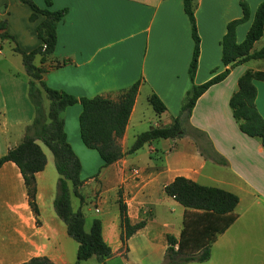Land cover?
Returning <instances> with one entry per match:
<instances>
[{
  "label": "crops",
  "instance_id": "1",
  "mask_svg": "<svg viewBox=\"0 0 264 264\" xmlns=\"http://www.w3.org/2000/svg\"><path fill=\"white\" fill-rule=\"evenodd\" d=\"M33 1L39 8L46 7L45 0ZM51 1V9L66 8L67 13L57 25L54 52L44 59L37 55L33 61L36 66L47 68L42 74L46 85L77 97L116 98L121 89L140 79L119 139L124 152L141 132L170 126L192 85L188 66L194 42L182 0ZM245 1L250 16L236 26L237 43L245 39L263 0ZM31 13L25 2L0 0V20H5V32L24 51L42 44L37 26L44 16L37 13L30 20ZM194 14L200 37L194 83L202 84L229 68L221 60L220 40L227 23L240 18L242 9L239 0H197ZM263 45L264 30L250 51ZM13 47V41L0 37V157L21 142L35 115L28 94L30 78L21 55ZM246 70L264 71V58H251L231 67L223 80L196 100L188 120V125L205 132L225 164L202 154L194 138L186 133L151 140L102 166L98 152L82 142V106H68L62 118L66 138L81 161L79 193L83 197L80 200L71 192V208L83 212L85 231H89L94 219L100 220L102 238L112 255L104 261L92 256L76 262L78 243L68 235L65 222L54 209L59 174L50 150L37 141L46 156L44 168L35 173L37 216L29 205L28 190L18 166L11 160L0 165V264H22L36 256H46L54 264H116L115 258H119L118 264H160L168 246L166 235L179 238L186 212L195 211L186 209L165 192V185L176 176L220 187L239 198L234 209L236 219L211 243L207 262L199 264H211L212 250L217 245L228 251L236 249V257L255 256L256 264H262L264 149L260 140L252 141L253 137L238 129L229 106L238 79ZM253 83L255 106L264 119V82ZM153 92L165 104L162 113L155 112L149 102ZM42 106L47 113L49 100L44 93ZM118 191L130 222L145 220V225L129 237L125 246L120 237Z\"/></svg>",
  "mask_w": 264,
  "mask_h": 264
},
{
  "label": "trees",
  "instance_id": "2",
  "mask_svg": "<svg viewBox=\"0 0 264 264\" xmlns=\"http://www.w3.org/2000/svg\"><path fill=\"white\" fill-rule=\"evenodd\" d=\"M20 1L27 3L32 9L30 20H34L37 13L44 16L37 26V35L42 44L31 51L22 50L14 37L5 32V20H0V30H3L0 37L13 41L14 51L22 57L23 66L30 78L28 94L34 105L35 115L32 123L26 127L21 142L8 149L0 157V165L4 161L11 160L18 166L28 190L29 205L37 216L35 173L42 170L46 163V156L37 142L41 141L50 150L59 174L54 209L65 222L68 235L78 243L76 262L92 256H95L99 261H104L112 255V251L102 238L100 220L94 219L89 231H85L83 212L80 209L73 211L71 208V192L77 195L80 200L83 199L79 193V187L82 185L80 179L82 166L79 157L66 138L62 112L68 106L76 103L82 106L79 115L80 136L85 146L98 152L103 161L102 166L112 164L125 153H131L151 140L181 137L186 133L194 138L202 154L217 163L225 164L226 160L214 150L205 132L188 125V120L196 100L210 86L223 80L231 67L251 58H264V45L257 51H250L254 41L262 35L264 30V0L260 2L255 11L245 39L241 43H237L236 26L248 20L250 16L248 3L245 0H239L242 16L227 23L226 32L220 40L221 60L224 65H229V68L202 84L194 83L200 53V37L194 14L197 0H182L194 42L188 66V76L192 82L191 88L187 91L180 112L172 124L167 127H152L141 132L127 152L122 151L119 139L125 131L141 80L121 89L116 98L107 95L77 97L63 90L47 86L42 80V74L47 68L36 66L33 61L37 55L44 59L54 52L57 41L56 28L66 15L67 9H51V0H45L46 7L44 8H39L33 0ZM253 80L264 82V71L246 70L238 79L237 89L229 99V106L239 130L249 137L259 138L264 149V119L255 106L256 87ZM43 93L49 100L47 113L42 106ZM149 102L157 113H162L166 109L165 104L154 92L150 94ZM164 190L186 209L195 211L186 212L183 220L184 227L179 238L172 234L166 235L168 246L160 264L208 260L211 243L237 217L234 209L239 201L238 196L220 187L203 185L184 176H176L165 185ZM118 196L120 237L123 246H125L129 237L145 225V220L132 224L128 218L121 191H118ZM175 244H177L176 249ZM22 264L54 263L46 256H36ZM262 264H264V260Z\"/></svg>",
  "mask_w": 264,
  "mask_h": 264
},
{
  "label": "rangeland",
  "instance_id": "3",
  "mask_svg": "<svg viewBox=\"0 0 264 264\" xmlns=\"http://www.w3.org/2000/svg\"><path fill=\"white\" fill-rule=\"evenodd\" d=\"M251 139H252V141H257V142L259 141V138H257V137H253ZM261 234L264 235V228H263V231L261 232ZM214 247L215 248H213V250H212L213 256H212L211 264H256L257 263L256 260L258 258L255 256H254L255 259L254 258H240V257H236L234 255L237 251L236 249H234L232 251H228L227 248L220 247L219 245L214 246ZM119 261H120L119 258H115V260H113V262H115L116 264H118ZM204 262H207V260L196 261L193 264H199V263H204ZM185 263H187V262H185ZM180 264H184V263H180ZM205 264H208V263H205Z\"/></svg>",
  "mask_w": 264,
  "mask_h": 264
},
{
  "label": "built area",
  "instance_id": "4",
  "mask_svg": "<svg viewBox=\"0 0 264 264\" xmlns=\"http://www.w3.org/2000/svg\"><path fill=\"white\" fill-rule=\"evenodd\" d=\"M174 247H175V249H176V248H177V245H175Z\"/></svg>",
  "mask_w": 264,
  "mask_h": 264
}]
</instances>
